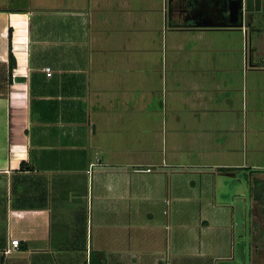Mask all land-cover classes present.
Returning <instances> with one entry per match:
<instances>
[{
  "label": "crops",
  "instance_id": "1",
  "mask_svg": "<svg viewBox=\"0 0 264 264\" xmlns=\"http://www.w3.org/2000/svg\"><path fill=\"white\" fill-rule=\"evenodd\" d=\"M32 1L0 0V264H216L215 259H227L230 231L221 228L220 235L208 237L207 219L197 225L199 235L193 243L169 237L171 226L154 218L168 193L162 183L166 175L153 170L157 162L102 161L99 154L106 148L92 143L97 127L91 132V126L99 119L113 123L119 100L150 98L133 89L151 85V76H142L143 69L155 64V40L164 43L163 58V49L183 52L188 37L196 43L193 51L201 49L209 56L219 51L214 55L219 60L207 66L222 69L227 76L210 80L212 86L231 91L240 81L242 107L248 106L249 85L251 92L259 93L252 112L261 126L264 5L253 20L233 26L227 16L212 11L222 0H189L191 8H199L194 18L180 12L182 0ZM167 7L169 17L163 13ZM10 52L15 60L12 68ZM116 54L126 55L125 59L119 61ZM175 64L170 66L174 69ZM120 69L135 76L124 77L126 87L116 94L113 87L120 82L115 78ZM176 77L170 79L181 80ZM167 78L162 75L161 80ZM199 97L188 100L199 102ZM234 102L236 96L228 94L214 109L205 106L203 112L237 118L231 114ZM255 161L248 180L253 177V187L260 184L264 189V161ZM219 165L235 175L248 164L242 157ZM146 167L151 170H142ZM262 192L255 193L256 203L264 200ZM248 205L261 218L249 230V261L256 264L255 251L264 245V205ZM176 226L174 231L180 229ZM247 229L241 224L244 239ZM15 237L20 248L5 254ZM214 240V255L202 257L204 247ZM239 246L245 258L246 240Z\"/></svg>",
  "mask_w": 264,
  "mask_h": 264
},
{
  "label": "rangeland",
  "instance_id": "2",
  "mask_svg": "<svg viewBox=\"0 0 264 264\" xmlns=\"http://www.w3.org/2000/svg\"><path fill=\"white\" fill-rule=\"evenodd\" d=\"M53 4L57 6L54 1ZM165 11L169 17V8L163 9L164 14ZM183 41L186 44L183 52L173 54L168 49L165 53L163 49L161 58L164 43L160 39L155 40L152 46V51L157 52L152 53V64H155L152 69H143L142 76L149 74L151 85H137L133 89L135 94L150 98L130 103L117 101L115 105L118 114L114 121L111 119L110 122L113 123L108 124L106 119H99L97 125L92 124L91 132L97 127V134L92 136V143L102 144L106 148L99 154L102 161L110 159L119 162H157L153 170L162 171L166 175L162 183L168 193L163 204L158 203L160 205L154 218L157 217L158 221L167 222L171 226L172 233H169V237L171 235L173 240L180 237L183 241L193 243L199 235L200 224L207 219L208 237L215 238L222 233L223 228L231 234V241L226 249L229 257L224 260L215 259L214 262L250 264L249 230L250 226L256 223L254 221H260L261 218L255 210L251 211L248 202L253 207L264 205L262 199L256 203L255 197V193L261 195L262 190L264 193L263 187L260 184L253 187V183H256L253 177L248 180L253 168L251 164L256 162L255 160L264 161V123L259 126V120L256 123L253 117L256 113L252 112L253 105L257 104V101L253 103L255 95L259 93L251 92L249 85L248 106L242 107L240 81L231 91H220L210 83V80L220 77L219 75H226V71L222 69H209L207 66L219 60L214 56L219 54V51L209 56L210 54L201 49L193 51L191 48L196 43L190 37ZM124 56L126 55H115L119 61L125 59ZM174 62H177L174 65L177 69L170 66ZM117 73L115 78L120 82L114 85L113 92L122 94L126 86L121 80L124 77L133 78L135 74L133 76L132 71L123 69ZM162 75L164 78L165 75L168 76L167 82L161 80ZM172 75L181 77V80L172 81ZM236 78L240 80L239 77ZM194 82H199L200 85H194ZM196 94L200 95L198 103L188 100V96ZM228 94L236 96L235 109L231 114H236L237 118H234L233 114L232 118H224L219 112H203L205 106H212L214 109ZM209 97L212 98L211 101H208ZM228 123L233 125L232 130L227 128ZM242 157L247 159L248 165H243L244 167L235 171V175H231L233 171L230 172L219 165L225 159L238 158L241 161ZM159 163H162V166ZM144 204L140 203V206L144 207ZM212 204L217 208H212ZM84 213L86 212H83V215ZM241 224L248 227L246 239L240 236ZM176 225H180V229L174 231ZM203 237L208 244V237ZM241 240H246L247 243L245 258L239 251ZM216 244L214 240L205 246L202 257L214 255ZM255 252L256 264H264V245L260 251ZM194 258L200 260L199 256Z\"/></svg>",
  "mask_w": 264,
  "mask_h": 264
},
{
  "label": "water",
  "instance_id": "3",
  "mask_svg": "<svg viewBox=\"0 0 264 264\" xmlns=\"http://www.w3.org/2000/svg\"><path fill=\"white\" fill-rule=\"evenodd\" d=\"M219 2L220 0H216V3ZM223 2L222 6L213 8L212 11L219 12L223 17L227 16L231 23L230 25L233 26H242L246 23V20H253L256 14L263 10L264 5V0H224ZM198 10V7L191 8L192 15L190 17L194 18ZM204 25L212 26L218 24L205 23Z\"/></svg>",
  "mask_w": 264,
  "mask_h": 264
},
{
  "label": "built area",
  "instance_id": "4",
  "mask_svg": "<svg viewBox=\"0 0 264 264\" xmlns=\"http://www.w3.org/2000/svg\"><path fill=\"white\" fill-rule=\"evenodd\" d=\"M44 70L46 71L47 75H51V68L49 66L44 67ZM142 170L150 171V167L143 168ZM20 248V239L15 237L11 238L10 242L7 244V246L4 248L3 252L5 254H8L14 250H17Z\"/></svg>",
  "mask_w": 264,
  "mask_h": 264
},
{
  "label": "flooded vegetation",
  "instance_id": "5",
  "mask_svg": "<svg viewBox=\"0 0 264 264\" xmlns=\"http://www.w3.org/2000/svg\"><path fill=\"white\" fill-rule=\"evenodd\" d=\"M221 2H222L221 3V6H222L224 2H223V0ZM179 7H180L179 8L180 12H183V15H184L185 18L187 16H191L192 15V13H191V7H192L191 1H189V0H182L180 2V4H179Z\"/></svg>",
  "mask_w": 264,
  "mask_h": 264
},
{
  "label": "trees",
  "instance_id": "6",
  "mask_svg": "<svg viewBox=\"0 0 264 264\" xmlns=\"http://www.w3.org/2000/svg\"><path fill=\"white\" fill-rule=\"evenodd\" d=\"M10 34L11 32H9V38H10ZM9 59H10L9 64H10V67L12 68V66L15 64V60L11 52L9 53Z\"/></svg>",
  "mask_w": 264,
  "mask_h": 264
}]
</instances>
